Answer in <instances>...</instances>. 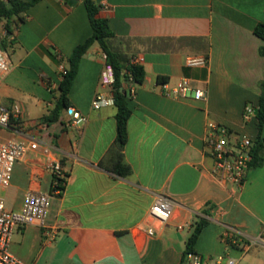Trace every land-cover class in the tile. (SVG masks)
I'll list each match as a JSON object with an SVG mask.
<instances>
[{"label": "crops", "instance_id": "0c3cea01", "mask_svg": "<svg viewBox=\"0 0 264 264\" xmlns=\"http://www.w3.org/2000/svg\"><path fill=\"white\" fill-rule=\"evenodd\" d=\"M93 1L114 34L111 51L144 58L146 78L130 100L121 151L131 174L112 171L117 108H93L97 94L109 93L100 86L106 61L98 45L81 60L69 93V107L86 121L73 123L66 108L56 122H46L60 97L61 58L93 30L83 0L40 1L4 41L11 69L0 99L19 108L21 120L0 129V143L35 140L54 154L39 149L17 162L2 196L8 210L21 211L29 190L51 192L50 161L61 162L68 179L45 226L15 230L11 253L25 264H183L193 225L204 219L195 252L208 264H264V163L238 188L212 176L204 151L209 121L258 137L257 120L245 122L243 113L257 108L262 93L264 40L255 29L264 24V0ZM190 56L208 57V67H187ZM183 79L206 91V100L170 95ZM261 140L264 145V130ZM161 198L174 210L163 225L150 216ZM185 224L191 227L180 231Z\"/></svg>", "mask_w": 264, "mask_h": 264}, {"label": "built area", "instance_id": "2783aa9c", "mask_svg": "<svg viewBox=\"0 0 264 264\" xmlns=\"http://www.w3.org/2000/svg\"><path fill=\"white\" fill-rule=\"evenodd\" d=\"M5 35L6 32L0 27V83L11 69L9 54L2 48ZM103 58L106 61L105 54ZM130 63L132 65H143L144 58L134 56L130 59ZM208 65L209 59L205 56H190L186 59V66L190 68H207ZM65 72V66H61V76ZM114 81L113 69L106 64L100 78V86L108 89L109 93L107 95L103 93L96 95L93 101L95 110L114 105L112 94ZM127 89L130 98H134L136 96V85H127ZM170 95L177 98L191 96L196 101H204L207 98L206 91L194 88L189 79L181 80L170 92ZM67 112L75 124L86 121V118L73 107H68ZM255 112L254 107L246 106L243 113L244 121H251L256 116ZM20 116L21 111L19 108L8 109L0 99V129H11L14 121L19 122L21 120ZM254 143L255 141L246 135H238L225 125L209 121L206 125L204 151L213 161L212 176L221 183L242 188L248 179L251 148ZM39 149L46 156L54 154V150L50 146L40 145L35 140L18 141L12 139L0 143V264H25L16 258L10 250L15 230L18 227L33 224L45 226L53 197L62 195L66 186L68 176L63 165L59 161H50L47 164V170L53 179L51 192L29 190L25 194L21 211L7 209L2 192L11 185L15 165L30 152ZM173 211L170 202L165 198H161L152 206L150 216L155 223L163 225L171 220ZM190 227V224H185L179 226L178 229L183 231ZM148 234L154 236V228H150ZM227 237L232 239V235L228 234ZM231 243L236 244L235 240H231ZM247 246L250 245L247 244ZM186 264H208V262L200 254L193 252L187 254ZM230 264H234V262L231 261Z\"/></svg>", "mask_w": 264, "mask_h": 264}, {"label": "trees", "instance_id": "16d2710c", "mask_svg": "<svg viewBox=\"0 0 264 264\" xmlns=\"http://www.w3.org/2000/svg\"><path fill=\"white\" fill-rule=\"evenodd\" d=\"M42 0H0V27L6 32V36L2 41L4 49V41L7 34H13L14 27L24 22L28 11ZM89 20L92 26L93 34L84 43L78 45L72 55L64 60L65 74L62 75V81L59 85L60 97L58 104L54 110L46 117L48 124L56 122L61 112L69 107V93L72 85L77 77L81 60L94 45H98L101 51L106 55V64L109 65L114 72L115 81L113 84L114 106L117 108V139L116 161L113 172L121 177H127L131 174V168L126 164L121 151L128 141V123L132 115L130 108V96L127 85L140 86L144 83L146 72L142 65H132L130 59L124 55H119L111 51L110 39L114 36L110 29L107 19L99 16L100 7L93 0H83ZM255 34L264 40V24H259L255 29ZM264 55V49L261 50ZM160 81L164 79H159ZM262 93L259 97L255 116L257 120L258 137L254 146L251 148V161L249 163V172L260 168L264 163V145L261 136L264 130V80L261 83ZM207 214V212H206ZM208 222L204 219L193 225V232L187 242L184 263L186 264V256L188 253L195 252V245Z\"/></svg>", "mask_w": 264, "mask_h": 264}, {"label": "rangeland", "instance_id": "374dc122", "mask_svg": "<svg viewBox=\"0 0 264 264\" xmlns=\"http://www.w3.org/2000/svg\"><path fill=\"white\" fill-rule=\"evenodd\" d=\"M187 235H190L189 232H186ZM259 249L257 247L253 248V251H258Z\"/></svg>", "mask_w": 264, "mask_h": 264}, {"label": "water", "instance_id": "95a60500", "mask_svg": "<svg viewBox=\"0 0 264 264\" xmlns=\"http://www.w3.org/2000/svg\"><path fill=\"white\" fill-rule=\"evenodd\" d=\"M255 114L257 115L258 114V110L256 109V112H255Z\"/></svg>", "mask_w": 264, "mask_h": 264}]
</instances>
